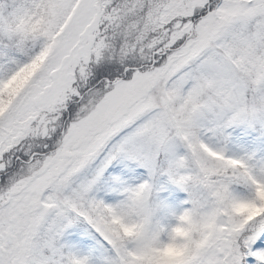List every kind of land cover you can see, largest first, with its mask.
Wrapping results in <instances>:
<instances>
[{
    "label": "snow or ice",
    "instance_id": "1",
    "mask_svg": "<svg viewBox=\"0 0 264 264\" xmlns=\"http://www.w3.org/2000/svg\"><path fill=\"white\" fill-rule=\"evenodd\" d=\"M0 264H264V0H0Z\"/></svg>",
    "mask_w": 264,
    "mask_h": 264
}]
</instances>
